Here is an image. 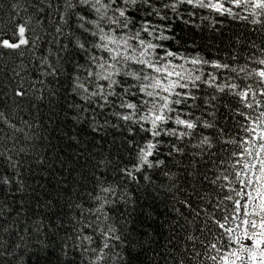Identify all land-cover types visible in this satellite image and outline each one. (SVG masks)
Wrapping results in <instances>:
<instances>
[{
    "label": "trees",
    "instance_id": "1",
    "mask_svg": "<svg viewBox=\"0 0 264 264\" xmlns=\"http://www.w3.org/2000/svg\"><path fill=\"white\" fill-rule=\"evenodd\" d=\"M174 2L152 0L159 14L153 12L147 19L155 31L142 37L164 46L157 49L159 55L172 51L180 58L167 60L183 64L192 76H201L197 87L189 84L186 90L176 89L196 96L179 108L189 114L182 118L197 121V127L182 140L159 137L157 158L164 163L137 172L133 170L137 150L151 139L149 134L139 124L112 114L113 110L128 111L115 106L118 98L110 97L115 100L113 108L101 110L86 104L81 96L87 94L75 88L83 83L96 90V80L87 72L96 71L89 63L90 53L76 46L83 42L96 52L91 49L96 38L84 33L78 17L72 15L79 7L70 10L67 0H0V38L15 40L17 26L26 25L30 40L29 46L16 51L0 48V112L4 114L0 176L11 181L0 185V264H67L69 260L72 264H223L220 256L241 250L228 229L239 227L236 201L241 202L246 187H260L252 171L260 172L264 152L259 158L256 152L264 141L256 140L254 148L256 134L245 129L254 126L264 108L245 107L227 85L237 84L239 91L252 84L260 90L259 77L249 73L264 68L259 64L264 59V23H252L264 17H252L230 0L213 2L231 8V15L187 3L175 10L163 7ZM102 26L115 27L106 22ZM197 58L209 63L192 65L190 61ZM217 63L228 68L212 67ZM49 65L56 68V75L49 74ZM114 78L124 84L137 83L123 76ZM220 86L225 90L220 91ZM17 91L24 96H17ZM116 91L122 90L117 87ZM125 98L138 104L148 99L139 93ZM150 107L144 105L140 114L148 115ZM206 123L211 127H205ZM99 125L104 127L93 131ZM165 127L175 125L170 122ZM205 136L210 146L201 144ZM173 144L183 151H173ZM108 228L115 229L109 235L120 239H109V248L97 261L98 252L91 249L102 247L101 230ZM85 235L93 238L91 244L82 240ZM64 244L67 256L61 252Z\"/></svg>",
    "mask_w": 264,
    "mask_h": 264
},
{
    "label": "snow or ice",
    "instance_id": "2",
    "mask_svg": "<svg viewBox=\"0 0 264 264\" xmlns=\"http://www.w3.org/2000/svg\"><path fill=\"white\" fill-rule=\"evenodd\" d=\"M230 2L237 8H244L248 10L252 17H264V0H230ZM191 4L196 7L201 8H211L216 12H227L229 15L232 14L231 8H225L223 3L216 2L213 0H175L174 3L164 4L163 7H171L173 10L176 9L178 4ZM68 8L74 9L79 7V12H72L73 16L78 17V27L84 32L89 33L91 36L95 37L96 40L91 44V49H95L96 52H91L90 48L86 47L85 43L77 42L76 46L90 53L89 63L92 65L96 71L91 68L87 70L89 78H95L96 80V90L90 91L88 87L83 83H77L75 88L82 89L83 93L87 95H82L81 99L84 100L86 104L95 106L103 110L105 106L113 108L115 104L114 99L118 98L120 100L119 104L115 106L121 109H127L126 112H117L113 110V115L125 122H133L139 124L140 128L147 132L151 139H147L143 146L139 147L137 150V164L133 166L134 171H140L143 167H159L164 163L163 160L157 158V152L159 145L162 143L159 137L162 135L175 137L178 140H182L185 137L192 135V132L197 127V121L184 119V115H189L183 113L182 109L179 108L182 104H187L188 100H195L196 96L189 93L188 91H176V89H188L189 84L193 87H197V81H201V76H192L191 72L184 67L183 64H174L172 61L167 60V57H173L174 59H179L177 55L172 51H165L164 55H159L157 49L163 50L162 44H154L147 37H142V33H146L147 36H152L155 27L152 25L151 20L147 17L152 16L153 12L159 14L152 0H67ZM135 9L133 12L131 9ZM111 12V15H109ZM143 12L144 15L141 16L140 13ZM94 17V18H90ZM247 19V17H242ZM64 23H68V20L64 19ZM161 19H166V17H161ZM102 22H106L108 25H114L115 27H108L107 30L102 26ZM252 23L260 24L264 23V20L253 19ZM86 25H91L92 27H86ZM93 28L95 30H93ZM150 28L152 31H150ZM119 29V32H117ZM27 27L26 25L17 26L14 36L17 37L15 40L2 39L0 38V48L9 50H19L22 47H27L30 44V40L27 37ZM61 29L57 28V32ZM157 39H166L167 37L156 36ZM134 41L135 43H131ZM67 47V45H65ZM98 52H106L107 56L97 55ZM22 54V53H21ZM192 65L208 64V61L201 59H192L190 61ZM138 65L139 68H129L128 65ZM259 64L264 66V59L259 60ZM52 68L50 75H56V68L49 65ZM212 67L217 69L228 68V65L213 64ZM147 69L148 71H144ZM235 71V69H233ZM241 72L245 69L241 68ZM155 74V75H154ZM255 75L259 77L256 81V85L260 88L257 91L252 84L245 85L239 91L236 89L240 88L237 84H228L227 87L232 90V93L240 98L244 102V106L252 109L264 108V100H257V95L264 97V68L252 69L249 76ZM211 80H215V77L211 73L208 74ZM126 77L130 78L137 83L135 84H124L121 80L115 79L114 77ZM173 77L175 79H173ZM101 81L107 82L101 83ZM204 83H211L209 80L203 81ZM121 88V92H117L116 88ZM133 88H137V92H132ZM220 91H224V86L219 87ZM146 96L148 99H144L140 104L132 102L126 99V96H136L137 94ZM166 94V95H165ZM17 96H24V92L17 91ZM175 96V98H173ZM162 102V103H161ZM151 104L148 108V115H141L144 105ZM79 107V106H77ZM95 108H93V111ZM84 111H88L87 108ZM175 114V115H172ZM4 114L0 112V119H3ZM264 111L259 112V116L256 121H253L254 126L246 128V131L255 133L256 135L252 137L253 147L256 148V140L264 141V128H260V123H264ZM95 121V117L92 118ZM259 121V122H257ZM172 123L175 127H165V125ZM107 123V122H105ZM147 123L148 127L145 128L144 124ZM205 127H211L210 124H205ZM14 127V126H13ZM104 127V125H99V127H93V131H99V128ZM185 129V130H180ZM259 129V132H257ZM247 143V141H245ZM201 144H207L210 146L208 137H204ZM173 151L182 152L183 150L177 147L175 144L172 146ZM249 155L251 151L247 150ZM264 152V143H260L256 152L257 158L260 157V153ZM171 155V152L169 153ZM9 163L14 166L15 162L12 161L11 157L7 158ZM252 168L256 165L252 164ZM127 171V170H126ZM128 175H132L131 171L127 172ZM239 175V174H238ZM11 181L5 177L0 176V185H8ZM251 183V180H249ZM256 183L260 187L255 189V195L248 193L249 200H254L259 198V212H253L252 215H260L264 213V159H260V175L256 178ZM107 191V189H105ZM237 195H240L238 192ZM236 207L238 210L243 211L244 216H248L247 211L248 204H241L240 201H236ZM239 215V211L237 213ZM244 225L249 224V220L245 219L242 221ZM90 226V225H89ZM223 228L224 225L220 224ZM251 227L253 229H258V231H253L249 234L247 231L244 234V238L250 241V244L242 245L241 252L248 253V260H251L252 264H264V217L261 218L260 222L257 223L256 220L251 221ZM231 232V229H228ZM105 237L102 247L97 250L95 248L91 249L93 252H98L96 260H101L104 257L103 249L109 248V239L119 240L120 237L116 235H109L115 232V229L108 228L107 231L101 230ZM239 239V237H237ZM82 240L92 243L93 238L91 236H83ZM42 247H46L42 245ZM75 247H80L76 245ZM213 249L216 248L215 244H212ZM85 248L84 251H88ZM61 252L64 256H67L68 245L64 244L61 246ZM3 255V253H0ZM235 257L231 261V264H236V261H240L241 264H245V258L239 255L237 252L233 251L231 253H226L219 257V260L223 264H229V257ZM134 259V257H130ZM211 259L217 260V256H212ZM67 264H72V261H67Z\"/></svg>",
    "mask_w": 264,
    "mask_h": 264
},
{
    "label": "rangeland",
    "instance_id": "3",
    "mask_svg": "<svg viewBox=\"0 0 264 264\" xmlns=\"http://www.w3.org/2000/svg\"><path fill=\"white\" fill-rule=\"evenodd\" d=\"M252 172H253L252 177L256 180V178L260 175V172L255 171V170H253ZM246 189H247V191L244 192L245 195L243 196V200L241 201V204H245V203L248 204L247 211H248L249 215L248 216H244L243 215V211L242 210H238L239 211L238 221L240 222V223H238L239 227L236 228L235 230H232V232L230 234L234 244H236L239 248H241L242 245L250 244V241H248V240H246L244 238V234H245L246 231L249 234H251V232H253V231H258V229L255 230V229H253L251 227V221L255 220L253 218L252 213L255 212L256 211V207H258L260 205V200H259V198L254 199V200H249L247 194L248 193H252L253 195H255V190L253 189L252 186H249V185L246 187ZM261 190L264 191V189H261ZM262 214H263V217H264V213H262ZM245 219L249 220V224L248 225H244L242 223V221L245 220ZM237 237H239V239H237ZM237 253L245 258V264H252L251 260L247 259V257H248V253L247 252H241V250H240V251H237ZM234 259H235V257H231L230 256L229 257V264H231V261L234 260ZM236 264H241V262L240 261H236Z\"/></svg>",
    "mask_w": 264,
    "mask_h": 264
}]
</instances>
